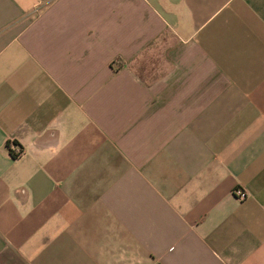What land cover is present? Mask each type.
<instances>
[{
  "label": "crops",
  "instance_id": "1",
  "mask_svg": "<svg viewBox=\"0 0 264 264\" xmlns=\"http://www.w3.org/2000/svg\"><path fill=\"white\" fill-rule=\"evenodd\" d=\"M0 264H264V0H0Z\"/></svg>",
  "mask_w": 264,
  "mask_h": 264
},
{
  "label": "built area",
  "instance_id": "2",
  "mask_svg": "<svg viewBox=\"0 0 264 264\" xmlns=\"http://www.w3.org/2000/svg\"><path fill=\"white\" fill-rule=\"evenodd\" d=\"M16 154H17V156H19V155L22 154V151H21L20 148H17ZM237 193H238V195H239V197H240L241 199H244V198L246 197V192L243 191V190H241V189H238V190H237Z\"/></svg>",
  "mask_w": 264,
  "mask_h": 264
}]
</instances>
